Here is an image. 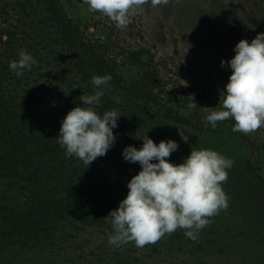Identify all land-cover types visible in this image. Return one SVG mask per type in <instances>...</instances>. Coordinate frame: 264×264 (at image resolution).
Returning <instances> with one entry per match:
<instances>
[{
    "label": "rangeland",
    "instance_id": "374dc122",
    "mask_svg": "<svg viewBox=\"0 0 264 264\" xmlns=\"http://www.w3.org/2000/svg\"><path fill=\"white\" fill-rule=\"evenodd\" d=\"M67 9L89 38L107 42L126 80L137 72L124 63L121 52L144 49L153 57L159 75L155 88L159 104L141 101L139 133L142 137L148 134L156 143L176 140L179 148L168 159L177 164L192 147L214 149L233 159L222 185L229 206L209 218L211 222L195 241L178 228L142 248L134 241L116 247L108 243L112 231L76 222L65 224L39 246H24L4 235L0 220V264H264V125L244 134L233 132L231 118L217 122L215 128L206 120L210 112L222 107L232 72L221 61L234 57V47L241 39L251 42L264 32V0H169L168 5L156 8L149 0L124 29L90 9L84 0L69 1ZM58 69L45 65L44 78L53 87L54 106L67 114L73 105H82L79 97L88 93L85 87L65 86ZM105 88L120 101L129 97L130 91L122 87L108 84ZM193 103L196 106L190 108ZM172 106L203 128L167 118L164 111ZM127 125L123 120L121 130L131 127ZM176 125L195 133L186 132L187 143Z\"/></svg>",
    "mask_w": 264,
    "mask_h": 264
},
{
    "label": "trees",
    "instance_id": "16d2710c",
    "mask_svg": "<svg viewBox=\"0 0 264 264\" xmlns=\"http://www.w3.org/2000/svg\"><path fill=\"white\" fill-rule=\"evenodd\" d=\"M69 1L0 0V220L4 235L24 246H39L72 222L112 231L104 218L118 208L128 193V181L141 169L138 162L129 163L122 155L126 146L139 148L143 143L139 105L142 100L159 104L153 57L144 49L121 52L124 63L137 72L126 80L107 42L89 38L70 15ZM20 50L31 53L37 63L18 77L9 63L18 59ZM45 65L59 67V80L65 86L85 87L88 94L94 91V74H110L109 84L130 91L125 101L117 103L104 87L97 112L102 115L115 109L120 114L113 130L116 140L89 167L75 156L67 158L57 142L66 114L54 106L53 87L44 78ZM164 114L203 128L173 106ZM123 120L131 126L126 131L121 130Z\"/></svg>",
    "mask_w": 264,
    "mask_h": 264
},
{
    "label": "clouds",
    "instance_id": "9594fccd",
    "mask_svg": "<svg viewBox=\"0 0 264 264\" xmlns=\"http://www.w3.org/2000/svg\"><path fill=\"white\" fill-rule=\"evenodd\" d=\"M90 9L110 18L117 28H127L141 6L149 0H84ZM153 8L166 6L169 0H150ZM235 55L222 60L232 72L223 92L222 107L210 112L206 120L213 128L217 122L233 119V132L249 134L264 125V32L258 33L249 42L241 39L234 47ZM37 63L26 50L18 52V59L10 61L9 69L18 77L25 70H31ZM110 74H94L91 83L94 91L83 93L79 99L82 105L71 109L61 120L57 136L65 156H75L88 167L98 157L107 154L114 145L120 114L115 110L96 111L104 87L109 84ZM117 103L120 102L117 98ZM196 103L190 104L194 108ZM178 127L182 140L189 141L187 129ZM186 132L188 134H186ZM142 145H128L122 155L129 163H139L140 171L127 184L128 193L118 208L104 218L112 226L108 243L119 247L134 241L136 247L157 242L165 234H172L178 228L185 230V236L193 241L221 209L229 206L223 183L228 179V170L233 159L210 148H194L182 158L181 163L168 159L178 150L174 139H162L156 143L146 134ZM87 167V168H88Z\"/></svg>",
    "mask_w": 264,
    "mask_h": 264
}]
</instances>
